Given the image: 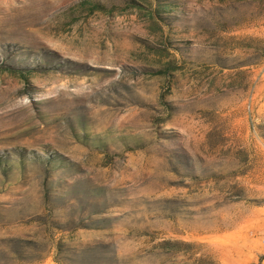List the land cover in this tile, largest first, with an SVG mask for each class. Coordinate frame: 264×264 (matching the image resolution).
Wrapping results in <instances>:
<instances>
[{
  "label": "rangeland",
  "instance_id": "rangeland-1",
  "mask_svg": "<svg viewBox=\"0 0 264 264\" xmlns=\"http://www.w3.org/2000/svg\"><path fill=\"white\" fill-rule=\"evenodd\" d=\"M264 0H0V264H263Z\"/></svg>",
  "mask_w": 264,
  "mask_h": 264
},
{
  "label": "water",
  "instance_id": "water-1",
  "mask_svg": "<svg viewBox=\"0 0 264 264\" xmlns=\"http://www.w3.org/2000/svg\"><path fill=\"white\" fill-rule=\"evenodd\" d=\"M263 264H264V262H263Z\"/></svg>",
  "mask_w": 264,
  "mask_h": 264
}]
</instances>
